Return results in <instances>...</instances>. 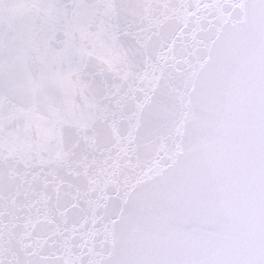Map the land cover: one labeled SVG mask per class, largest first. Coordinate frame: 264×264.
<instances>
[{"label": "snow or ice", "instance_id": "snow-or-ice-1", "mask_svg": "<svg viewBox=\"0 0 264 264\" xmlns=\"http://www.w3.org/2000/svg\"><path fill=\"white\" fill-rule=\"evenodd\" d=\"M0 264H264V0H0Z\"/></svg>", "mask_w": 264, "mask_h": 264}]
</instances>
